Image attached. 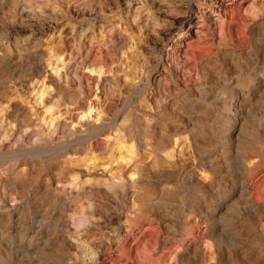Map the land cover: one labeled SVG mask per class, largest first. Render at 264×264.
<instances>
[{"label":"rangeland","instance_id":"rangeland-1","mask_svg":"<svg viewBox=\"0 0 264 264\" xmlns=\"http://www.w3.org/2000/svg\"><path fill=\"white\" fill-rule=\"evenodd\" d=\"M0 264H264V0H0Z\"/></svg>","mask_w":264,"mask_h":264},{"label":"bare ground","instance_id":"bare-ground-1","mask_svg":"<svg viewBox=\"0 0 264 264\" xmlns=\"http://www.w3.org/2000/svg\"><path fill=\"white\" fill-rule=\"evenodd\" d=\"M215 1H216V0H215ZM206 2H207V1H206ZM220 2H221V1H220ZM220 2H219V3H220ZM208 3H209V2H208ZM213 3H214V2H213ZM219 3H218V4H219ZM219 5H220V4H219ZM219 5H218V6H219ZM211 6H212V5H211ZM212 9H213V8H212ZM216 11H217V10H216ZM215 14H216V13H215ZM211 21H212V20H211ZM213 22H214V21H213ZM215 27H216V26H215ZM217 28H218V27H217ZM58 71H59V70H58ZM62 71H64V70H62ZM261 80H262V79H261ZM149 81H150V80H149Z\"/></svg>","mask_w":264,"mask_h":264}]
</instances>
